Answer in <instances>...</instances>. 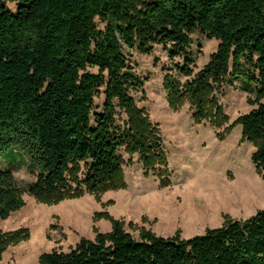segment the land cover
Returning a JSON list of instances; mask_svg holds the SVG:
<instances>
[{
    "label": "trees",
    "instance_id": "16d2710c",
    "mask_svg": "<svg viewBox=\"0 0 264 264\" xmlns=\"http://www.w3.org/2000/svg\"><path fill=\"white\" fill-rule=\"evenodd\" d=\"M4 1L18 7L13 13L0 4V157L22 156L35 181L22 189L9 169L0 170V221L24 207L23 194L51 206L84 190L99 199L124 189L121 149L138 154L146 171L162 165L161 140L131 95L144 80L125 55H149L156 45L170 44V59L184 56L177 71L191 80L168 77L164 87L169 105L187 101L196 122H227L213 95L229 77L245 78L256 108L234 124L253 143L251 162L264 178V0ZM196 33L219 43L193 75L187 49ZM211 103L214 113L206 110ZM118 110L130 130L117 128ZM111 222L110 233L43 254L39 264H264V210L188 240L150 233L134 240ZM16 234L28 236L0 232V257Z\"/></svg>",
    "mask_w": 264,
    "mask_h": 264
},
{
    "label": "rangeland",
    "instance_id": "374dc122",
    "mask_svg": "<svg viewBox=\"0 0 264 264\" xmlns=\"http://www.w3.org/2000/svg\"><path fill=\"white\" fill-rule=\"evenodd\" d=\"M0 4L13 13L18 7L4 0ZM218 43L199 33L191 36L187 52L193 61L189 67L193 75L210 61ZM170 50L168 44L154 46L149 55L125 51L134 72L144 80L143 88L131 95L161 140L162 165L146 171L138 154L121 149L124 189L108 190L99 199L84 190L80 198L51 206L23 194L24 207L0 221V232L23 230L28 236L24 239L25 234H16L13 244L1 254L0 264H39L43 254L68 253L82 239L94 241L96 235L110 233L112 220L122 223L134 240H140L143 233L188 240L221 227L226 218L245 221L264 210V178L251 162L254 145L243 138L241 125L234 124L256 108L253 92L244 90L248 82L229 77L213 95L227 122H196L187 101L173 108L167 100L165 78L181 84L192 78L177 71L184 67V56L170 59ZM250 87L254 90L255 85ZM103 102L102 95L95 99L97 113H101ZM207 107L208 113H214L212 103ZM116 126L119 131L130 130L129 118L119 110ZM3 169L12 172L22 189L35 181L18 154L0 157Z\"/></svg>",
    "mask_w": 264,
    "mask_h": 264
}]
</instances>
